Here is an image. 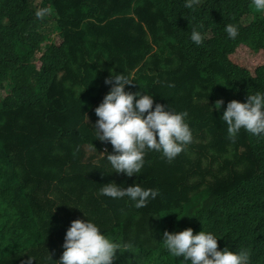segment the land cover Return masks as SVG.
<instances>
[{
  "label": "trees",
  "instance_id": "obj_1",
  "mask_svg": "<svg viewBox=\"0 0 264 264\" xmlns=\"http://www.w3.org/2000/svg\"><path fill=\"white\" fill-rule=\"evenodd\" d=\"M36 6L0 0V92L10 91L0 101V264H23L27 255L31 264H55L70 221L85 218L128 245L117 264H183L160 239L187 225L220 226L217 250L244 248L249 264H264V138L241 129L230 141L219 119L228 101L264 91V12L250 0H196L192 8L184 0H40L49 12L37 18ZM229 23L235 39L223 31ZM193 27L200 45L189 39ZM242 46L260 53L254 70L231 59ZM118 73L134 81L125 91L187 112L192 132L170 161L146 151L132 177L111 173L99 156L111 145L91 128L109 91L104 81ZM109 181L159 194L137 209L99 195ZM203 192L216 196L212 205Z\"/></svg>",
  "mask_w": 264,
  "mask_h": 264
},
{
  "label": "clouds",
  "instance_id": "obj_2",
  "mask_svg": "<svg viewBox=\"0 0 264 264\" xmlns=\"http://www.w3.org/2000/svg\"><path fill=\"white\" fill-rule=\"evenodd\" d=\"M195 3L196 0H184V7L192 8ZM250 3L256 12H264V0H250ZM48 12L49 9L44 7L37 9L34 15L43 18ZM223 31L228 39L238 36L235 24H225ZM189 39L196 45L203 42L199 27L190 30ZM57 73L58 69H52L46 75L52 80ZM133 82L128 74H109L104 81L110 86L109 91L93 109L97 119L91 127L95 139L111 145V152L107 154L106 146L99 154L111 167V173H123L127 177L140 173L146 151L160 153L170 161L192 140L191 129L185 120L187 112L173 111L168 105L160 103L153 106V95L147 91L144 95H141L139 89L135 92L125 91V85ZM7 95H10V91L0 101ZM223 103L222 99H218L214 102V107L219 109ZM219 119L226 124L227 138L230 141H235L241 129L253 137L264 138V91L248 92L244 102L235 99L228 101ZM47 123H51L50 116L40 121L41 126ZM23 131L26 136L36 140L30 134L29 127H24ZM90 147L96 151L92 144ZM103 150L105 156L101 155ZM102 185L98 189L99 195L113 199L127 198L137 209L145 207L149 200L155 199L159 194V189L141 187L136 182L126 187H120L111 181ZM203 197L211 205L216 200L215 195L209 196L204 192ZM221 235V227L218 225L207 228L187 225L171 232L165 229L160 240L167 252L183 264H249L247 249L230 251L225 246L217 250V239L220 242ZM61 247L63 251L55 264H117V255L123 253L121 249L127 250L128 245L108 239L97 224L85 218L70 221ZM33 259L27 255L23 264H31ZM114 259H117L116 262Z\"/></svg>",
  "mask_w": 264,
  "mask_h": 264
},
{
  "label": "rangeland",
  "instance_id": "obj_3",
  "mask_svg": "<svg viewBox=\"0 0 264 264\" xmlns=\"http://www.w3.org/2000/svg\"><path fill=\"white\" fill-rule=\"evenodd\" d=\"M40 0H36L37 6L35 7V10L40 9L39 7ZM56 41H58V38L56 37ZM55 57H57V50L55 53H53ZM260 53H254L252 50L242 46L241 48H238L234 55L232 56L233 62H240L242 67L247 68L249 70H254V68L257 66V60ZM236 59V60H235ZM6 94V92H0V99ZM101 155L105 156V152L103 150V153ZM102 158V157H100Z\"/></svg>",
  "mask_w": 264,
  "mask_h": 264
}]
</instances>
